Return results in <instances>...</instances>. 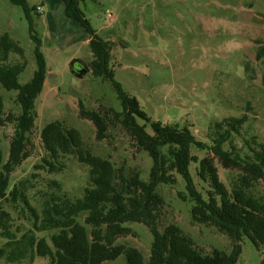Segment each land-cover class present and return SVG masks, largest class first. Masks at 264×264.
<instances>
[{"label": "rangeland", "instance_id": "1", "mask_svg": "<svg viewBox=\"0 0 264 264\" xmlns=\"http://www.w3.org/2000/svg\"><path fill=\"white\" fill-rule=\"evenodd\" d=\"M33 20L32 32L40 39L45 57L46 78L35 99V118L27 133L29 157L9 174V187L25 181V195L36 212L47 194L55 192L74 200L82 197L89 187L88 167L74 155L64 156L63 168L57 173L34 169L44 150L40 140L41 128L52 121L66 128H75L83 147L92 155L109 160L116 171L114 183L120 188L119 176L125 179L137 174L147 181L151 159L139 150L119 122L109 121L105 140L95 139V128L80 118L79 103L86 110L105 113L107 109L121 111V104L109 80L92 76L93 56L88 47L89 36L77 21L65 16L61 0H26ZM90 27L97 36L110 43L109 67L122 90L135 97L140 109L151 121L186 126L196 140L210 144L214 123L224 118L245 114L246 121L239 134L232 137V145L244 153V140L264 142V0H78ZM6 34L23 49V58L10 53L8 64L26 61L18 76V83H27L35 69L34 43L29 23L21 7L9 0H0V35ZM79 59L89 71L81 77L69 67ZM16 91L0 86L2 115H18ZM152 134L149 123L135 118ZM13 123L0 126V153L4 163L13 136ZM252 144V143H250ZM227 146V145H225ZM190 153L200 159L206 150L192 147ZM60 160V159H59ZM1 167V166H0ZM197 163L190 162L188 171L196 189L206 191V184L196 175ZM220 180L231 188L237 172L222 169L216 163ZM173 184L161 183L156 192L164 200L157 219L162 231L175 224L193 246L203 254L216 249L226 254L232 250L231 239L214 227L193 223L190 209L193 202L187 197L185 183L174 174ZM59 184L56 189L50 182ZM253 194L264 197V183L254 185ZM204 195V193H203ZM0 207L9 213V228L30 227V215L20 199L1 201ZM84 214L77 219L82 223ZM131 234L116 243L136 248L145 262L150 253L152 235L141 223L125 224ZM51 232H37L48 239ZM5 240L0 237V248ZM235 264H260L264 245L254 247L243 237ZM0 264L7 263L0 257ZM19 264H50L45 257ZM104 264H125L122 256Z\"/></svg>", "mask_w": 264, "mask_h": 264}, {"label": "trees", "instance_id": "2", "mask_svg": "<svg viewBox=\"0 0 264 264\" xmlns=\"http://www.w3.org/2000/svg\"><path fill=\"white\" fill-rule=\"evenodd\" d=\"M21 7L29 23L30 38L34 43L35 69L30 80L18 83V76L26 67V61L8 64L10 53L23 58V49L6 34L0 35V86L16 91L18 115H2L0 98V126L13 123V136L9 143L7 159L4 163L0 153V203L15 202L20 199L30 215V227L19 236V230L9 228L10 215L0 207V237L5 240L0 248V257L7 263L32 262L35 257H45L50 264H104L122 256L125 264H235L240 253L239 241L246 237L258 248L264 245V197H257L252 190L256 183H264V142L256 143L244 140V153L232 145V137L238 135L246 121V115L229 117L214 123V135L211 143L196 140L186 126L179 128L175 124L151 121L140 109L135 97L126 94L113 78L109 67L110 43L96 35L90 27L84 13L78 6V0H61L66 17L79 23L89 36L88 47L93 56L90 62L92 76L110 81L121 104V111L107 109L105 113L86 110L79 103L80 118L89 120L95 128V139L107 137L106 121L119 122L135 146L151 159L147 181L137 174L125 179L119 176L121 186L117 188L114 180L116 171L113 164L99 156L92 155L83 147L79 132L75 128H66L59 121L45 124L39 133L44 155L34 169H43L48 173L60 172L61 159L74 155L79 163L88 167L89 187L83 195L70 199L55 192L47 194L40 212L29 205L24 189L25 181L9 187V174L23 160L29 157L27 133L35 118L34 102L41 92L46 78V62L40 50V39L33 34V20L26 0H9ZM264 86V73L262 76ZM135 118L147 123L152 134L138 125ZM111 119V120H110ZM252 143V144H250ZM227 145V146H225ZM192 147L206 150L207 154L198 159L190 153ZM60 159V160H59ZM190 162L197 163V177L206 184L205 192L194 186L188 171ZM216 163L222 169L237 172V177L229 189L220 180ZM174 174L184 180L187 197L193 202L190 209L193 223L214 227L218 233L226 234L232 241V250L226 254L212 250L203 254L197 250L191 239L182 234L175 224L167 225L162 231L157 228L159 212L164 204L156 192L161 183L173 184ZM56 189L59 184L50 182ZM204 193V195H203ZM84 214L82 223L78 222ZM141 223L152 235L148 260L134 247L116 243L119 238L131 234L125 224ZM48 239L37 236V232H51ZM260 264H264V253Z\"/></svg>", "mask_w": 264, "mask_h": 264}, {"label": "water", "instance_id": "3", "mask_svg": "<svg viewBox=\"0 0 264 264\" xmlns=\"http://www.w3.org/2000/svg\"><path fill=\"white\" fill-rule=\"evenodd\" d=\"M69 67L71 72L77 77H81L89 71V68L79 59L71 60Z\"/></svg>", "mask_w": 264, "mask_h": 264}, {"label": "built area", "instance_id": "4", "mask_svg": "<svg viewBox=\"0 0 264 264\" xmlns=\"http://www.w3.org/2000/svg\"><path fill=\"white\" fill-rule=\"evenodd\" d=\"M36 9H37L38 11H41V7H36Z\"/></svg>", "mask_w": 264, "mask_h": 264}]
</instances>
